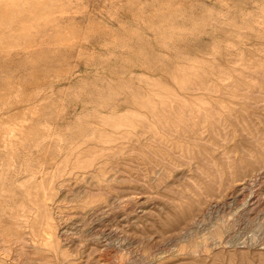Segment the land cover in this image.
<instances>
[{
  "label": "rangeland",
  "instance_id": "374dc122",
  "mask_svg": "<svg viewBox=\"0 0 264 264\" xmlns=\"http://www.w3.org/2000/svg\"><path fill=\"white\" fill-rule=\"evenodd\" d=\"M0 264H264V0H0Z\"/></svg>",
  "mask_w": 264,
  "mask_h": 264
},
{
  "label": "bare ground",
  "instance_id": "6f19581e",
  "mask_svg": "<svg viewBox=\"0 0 264 264\" xmlns=\"http://www.w3.org/2000/svg\"><path fill=\"white\" fill-rule=\"evenodd\" d=\"M240 87V86H239ZM198 133V132H197ZM97 153V152H96ZM87 157V156H86ZM84 158V157H83ZM72 162V161H71ZM32 176V175H31ZM26 187V186H25ZM44 203V202H43ZM20 208V207H19ZM22 211V210H21ZM51 219H50V217L49 216H46V221H44V226H46V228L47 229H49V230H51V229H53L52 228V224H51V221H50ZM44 226H42L41 227V231H42V229L44 228ZM39 232V231H38ZM50 236V235H49ZM45 240V242L46 243H52L51 241H50V239H44ZM54 242V241H53ZM53 245V244H52ZM53 247V246H52ZM51 248V247H50Z\"/></svg>",
  "mask_w": 264,
  "mask_h": 264
}]
</instances>
